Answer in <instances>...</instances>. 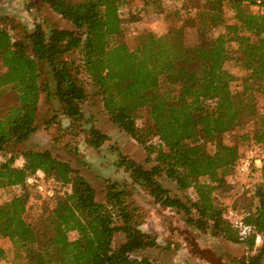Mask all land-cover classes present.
Wrapping results in <instances>:
<instances>
[{"label":"trees","instance_id":"trees-1","mask_svg":"<svg viewBox=\"0 0 264 264\" xmlns=\"http://www.w3.org/2000/svg\"><path fill=\"white\" fill-rule=\"evenodd\" d=\"M43 1L74 27L47 30L38 23L16 37L0 16V239L11 242L20 264H160L135 255L158 242L142 230V214L121 183L107 180L106 201H99L90 181L49 149L19 154L11 147L38 129L43 91L58 100L72 123H80L88 100L84 74L102 95L110 119L154 162L147 168L120 154L118 165L132 181L199 231L244 243L250 251L260 235L257 253L240 262L259 264L264 157L260 180L246 192L248 204L224 201L248 146L258 143L264 155V14L252 10L256 0ZM174 1L179 4L166 6ZM141 13L164 14L170 27L163 34L142 31L130 45L128 22ZM228 62L242 74L231 72ZM5 94L11 104L3 109ZM85 132L96 148L109 139L95 127ZM19 155L24 163L16 166ZM38 171L63 186L53 199H40L41 216L34 218L25 182ZM163 172L179 190L193 189L194 198L171 195L159 180ZM228 206L253 226L251 234L240 237L225 216ZM118 231L126 239L114 247ZM6 256L0 244V264Z\"/></svg>","mask_w":264,"mask_h":264},{"label":"rangeland","instance_id":"rangeland-1","mask_svg":"<svg viewBox=\"0 0 264 264\" xmlns=\"http://www.w3.org/2000/svg\"><path fill=\"white\" fill-rule=\"evenodd\" d=\"M178 4L179 2L174 1L166 3V6L173 7ZM134 10L137 11L136 7ZM226 13L228 18L232 19L233 12L230 8L226 7ZM0 16L4 18L3 22L16 37L23 36L25 31L32 30L38 23L47 30L53 26L74 27L43 0H0ZM169 27L170 23L164 14L141 13L137 21L128 22L129 32L126 41L132 45L135 42L134 36L142 31L163 34ZM221 29L218 28V31ZM226 67L235 74L243 72L233 62H228ZM83 82L88 91V100L83 106L84 118L80 123H72L71 119L62 113L58 100L48 91H43L39 102L38 129L28 140L12 144L11 147L19 154L30 149H49L56 157L68 161L90 181L99 201H106L107 180L118 181L127 188L142 214V230L154 234L158 242L156 246L139 250L135 254L138 257L146 256L160 264H240L243 258L257 253L262 239L259 242L256 241L255 248L250 251L244 243L231 242L212 231H199L188 225L181 213L160 206L147 191L134 183L129 172L118 165L120 154L135 159L147 168L154 162L147 160L148 153L142 145L110 119L104 109L102 95L86 74L83 75ZM9 104H11V98L5 94L2 108L5 109ZM90 127L98 128L107 134L109 139L98 148L91 146L86 141L85 132ZM2 159L3 156L0 154V160ZM23 163L24 158L19 155L15 165L21 166ZM257 174L258 172L251 181L244 178L233 180L232 189L224 201L229 205L236 203L238 206H246L248 204V199H245L246 192L254 187ZM159 180L171 191V195H176L186 202L195 196L193 189L179 190L175 181L168 178L164 172L159 176ZM202 180L205 181L207 178L203 177ZM1 200L0 195V202ZM42 208L40 199L32 200L30 212L34 218L41 216ZM69 236L74 239L77 233L72 231ZM125 239L124 232H116L113 238L114 247H118ZM0 244L7 252L2 264H20V259L14 255L11 242L4 238L0 239ZM259 264H264V256Z\"/></svg>","mask_w":264,"mask_h":264},{"label":"built area","instance_id":"built-area-1","mask_svg":"<svg viewBox=\"0 0 264 264\" xmlns=\"http://www.w3.org/2000/svg\"><path fill=\"white\" fill-rule=\"evenodd\" d=\"M251 8L254 12L264 14V2L256 0ZM263 153L258 143L252 142L244 154L240 157L235 168V176L238 179H252L262 165ZM30 190L28 205L32 204L33 199H53L57 193L62 192L63 184L54 179L47 178L41 172L29 175L25 182ZM20 190V188H19ZM225 216L231 219L233 226L237 229L240 237L244 238L254 231L251 224L246 223L232 208L228 207ZM259 235L257 236V238Z\"/></svg>","mask_w":264,"mask_h":264},{"label":"crops","instance_id":"crops-1","mask_svg":"<svg viewBox=\"0 0 264 264\" xmlns=\"http://www.w3.org/2000/svg\"><path fill=\"white\" fill-rule=\"evenodd\" d=\"M258 177H257V180H260V176H261V173L258 172ZM262 239V237L259 235V237L256 239L257 242H259L260 240ZM1 264H2V261H1Z\"/></svg>","mask_w":264,"mask_h":264}]
</instances>
